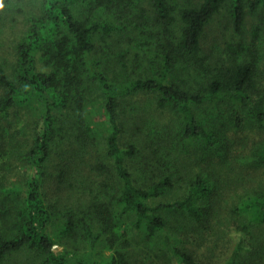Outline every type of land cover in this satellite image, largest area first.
<instances>
[{
    "label": "trees",
    "instance_id": "1",
    "mask_svg": "<svg viewBox=\"0 0 264 264\" xmlns=\"http://www.w3.org/2000/svg\"><path fill=\"white\" fill-rule=\"evenodd\" d=\"M6 5L2 28L14 18L9 12L15 6L30 5L31 12L27 29L13 41V62L0 57V264H17L24 253L32 264H130L131 225L143 232L147 246H164L180 264H202L187 238L214 215L202 202L212 194L211 183L200 173L193 176L189 166L182 168L176 153L194 142L213 145L247 127L264 131V95H258L264 0H151L150 12L139 0H6ZM223 8L229 13L226 29L232 31L216 51L205 42ZM132 67L142 69L139 78L128 74ZM147 94L178 117L161 146L169 152L162 161L169 163L138 179L127 166L137 155L135 145L119 143L125 126L121 110ZM141 103L133 105L136 118L148 111ZM208 106L227 112L223 127L211 123ZM99 116L105 136L97 129ZM102 139L114 160L110 183L85 175L93 164L86 158L91 144ZM256 150L236 161L263 168L264 145ZM231 154L222 159L224 165H237ZM65 155L67 162L51 171L55 157ZM247 157L250 164L243 163ZM17 171L20 179L14 180ZM63 177L62 195L79 197L72 207L44 190ZM183 180L189 184L185 196L153 204L173 195ZM261 186L246 182L243 200L229 204L234 216L228 209L224 226L243 221L237 231L254 239L241 240L224 264H264V178ZM64 241L75 246L57 251ZM242 252L249 255L242 259ZM258 257L261 263L255 262Z\"/></svg>",
    "mask_w": 264,
    "mask_h": 264
},
{
    "label": "rangeland",
    "instance_id": "2",
    "mask_svg": "<svg viewBox=\"0 0 264 264\" xmlns=\"http://www.w3.org/2000/svg\"><path fill=\"white\" fill-rule=\"evenodd\" d=\"M0 1V57L3 58V62L12 63L14 60V56L11 52L13 41L17 35H19L24 29H27V16L31 12V6L23 5L24 8L15 6L13 9L14 11L9 12V14H12V17L14 18H11L6 27L2 28V23L5 18L3 11L8 6L6 5V0ZM139 1H141L142 7H147V12L151 11V0ZM178 1L187 4L191 0ZM193 1L194 3L196 2V0ZM140 14L144 16L142 11H140ZM228 16L229 13L224 10V8L216 16L212 26L207 31V39L205 44L208 46V48H215L217 51L218 48L220 50L222 47H224V34H230L232 31V28L226 29L225 26V23L227 22L226 17ZM252 20L254 22L258 21L254 18ZM250 28L251 27L248 26L249 36L251 37L253 32L252 28L251 30ZM261 28L262 31L258 37L260 39L259 42L264 43V26ZM127 47H130L129 50L133 55L136 54V50H134L131 46ZM139 53L142 54V52ZM111 56H114V61H116V54L113 53ZM116 63L118 64L119 62L116 61ZM140 64L145 65L146 62ZM118 67L121 68L120 66ZM121 69L119 70L121 71ZM134 70L136 73L133 72ZM263 71L264 60L261 62V72ZM141 72L142 69L139 67H132L130 70H128V74L135 78H139V74ZM122 73L125 74V71H122ZM260 92L261 94L258 95H264V76L261 77ZM132 99L133 100L131 101L129 108H126L128 110H121L123 119H121L120 123L123 121L125 126H123V124L121 126L122 133L119 138V143L121 147H128L131 144L135 145L137 149V155L128 158L127 166L130 173L135 178H148L153 171L164 169L165 165L169 163L168 161H162V158H169L167 157L169 156V152L166 149V151L161 149V146L163 145L164 140H169L168 134L171 128H173L171 121L175 120L174 118H177L178 116L171 110L160 108L155 101L154 95H139L135 98L133 97ZM139 100H142L141 104L146 106L148 111L144 112V110H142L136 118L134 116L135 111L133 110V105ZM208 111L210 112L209 120L211 123L219 121L218 125L223 127V123L227 122V112L224 113V109L221 114H218L212 106H208ZM24 117L25 115L22 111V118ZM31 118L33 119L34 116ZM151 119L153 120L150 123ZM22 121H24V119H22ZM98 121L97 129L101 135L105 136L107 133V128L102 122L103 120L101 116L98 117ZM126 122H129V124L126 125ZM148 123H150V125H148ZM225 129L227 130L232 128ZM94 144H91V147H93L91 149V153H87L86 156L87 159L93 160V164L91 166H86L87 171L85 175L88 176L90 174L94 179H105L108 181V183H110V181L112 182L113 174H115L114 160L108 156L103 139ZM261 145H264V131L247 127L243 132L228 133L226 138L221 137L213 145L194 142L190 144V147L186 146L184 149L177 151L176 153V156H179V159L182 157V162H180L182 168H187V166H189L190 169L188 171H191L193 176L200 173L204 176H207L211 183L212 194L204 198L202 202L204 205H206V207H208L211 213H214V215L208 219L210 220L208 223L204 224L206 226L205 228L203 225L201 226L198 224L197 228L191 229L187 238L188 245L191 248L194 256H196L198 261L202 262V264H224L226 263L227 259L233 255L236 246L241 240L243 243L246 241L252 242L253 236H251L250 233H240L237 231L244 224L243 221L238 222V225H235L237 222L232 225L230 223L231 220H229L224 226V216L228 215V209L234 216L233 208L230 206H233L238 201L243 200L242 194L244 187H246V182L250 181V187L260 186V190L263 187L261 185L264 178L262 175L264 172V167L255 170L254 168H256V165L246 164L242 167V164L240 165L236 161V159H243L247 155H254V153L257 151L256 149ZM158 150L161 152L160 157L156 155ZM192 150L198 151L197 157L192 158V155L189 156V153ZM230 154L232 155L233 161L236 162L238 167L237 165H233V163L224 165V162H222V159H224L225 156H230ZM66 160H68V155H65L64 158L55 157V164L51 165L53 168L50 170L52 171L54 169L56 172L57 169L55 168L59 164L62 166L67 162ZM80 161L81 160H79V162ZM243 163L250 164L249 158L247 157ZM79 165L81 166V163H79ZM18 166V162H16L14 167H12L13 171L14 168ZM231 167L233 170L230 169ZM145 169L149 170V172L143 173ZM224 169H226L225 173ZM246 172H248V174H246ZM14 173L15 175L11 174L12 178L14 180H19L20 171ZM245 174H250L249 178L246 177ZM62 185L67 187V181L64 177L62 182L58 180L48 182L44 190L47 191V193L49 192L50 195H52L55 199H57L59 196V199L63 203H65V201L68 202L67 204L70 207L78 204L79 197L71 194L70 200H68L66 196L62 195L61 189L59 188ZM188 185V182L184 180L181 181L173 195L158 198L153 204H159L166 201L172 202L177 197L185 196ZM94 188L97 189V185ZM224 227L228 228L226 232L224 231ZM131 228L133 246L130 249V254H132L130 264H180L170 252L165 251L164 246L159 245L158 243L157 245H154L153 248L151 246H147L148 241H145L143 232L141 234L137 228H134L133 225H131ZM66 246L72 249L75 246L74 241H64V244L57 245L56 249L57 251H62ZM107 254L109 255L110 252L107 251ZM247 254L249 255L248 252H242L240 258L244 259ZM17 258V264H32L34 262L31 258V255L28 253L21 254L20 256H17ZM255 262L261 263L260 258H256Z\"/></svg>",
    "mask_w": 264,
    "mask_h": 264
}]
</instances>
